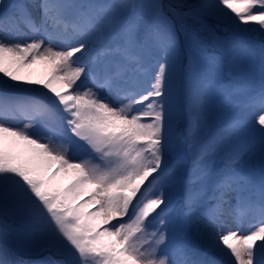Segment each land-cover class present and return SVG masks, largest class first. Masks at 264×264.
I'll return each mask as SVG.
<instances>
[{"label":"snow or ice","instance_id":"snow-or-ice-1","mask_svg":"<svg viewBox=\"0 0 264 264\" xmlns=\"http://www.w3.org/2000/svg\"><path fill=\"white\" fill-rule=\"evenodd\" d=\"M164 8L0 0V212L14 221L0 220V264H29L10 248L21 238L48 253L33 264H264V0L167 5L181 20L223 24L221 56H208L187 29L181 41ZM225 60L235 83L220 77ZM38 61L47 80L19 74ZM209 97L236 115L199 143L183 176V158L169 167L186 143L183 105L195 137ZM250 126L258 140L242 138ZM66 131L85 142L81 154H70ZM225 145L217 172L206 158ZM235 160L238 171L228 167ZM175 181L187 185L179 207ZM194 225L219 259L178 241Z\"/></svg>","mask_w":264,"mask_h":264},{"label":"rangeland","instance_id":"rangeland-1","mask_svg":"<svg viewBox=\"0 0 264 264\" xmlns=\"http://www.w3.org/2000/svg\"><path fill=\"white\" fill-rule=\"evenodd\" d=\"M160 2L163 5H165V8L163 9L164 15L168 18L169 21H171V23L174 26L175 30L177 31V34H178L181 41H183L184 30L187 29V30L195 33L196 41H197L198 45L204 50V52L208 56H221L222 55V47L224 46L225 36H226V32H225V28H224L223 24L218 23L217 20H215L213 17L208 16V15H204L198 20L193 19L191 17H184L181 20V19L177 18L176 16H174L172 14V12H170L169 9L167 8V5L174 4L176 2V0H160ZM190 2H195V0H190ZM178 11H186V10L180 9ZM236 39L239 42H242L245 44H250V45L257 44L259 42L258 38L249 37V36L244 35V34H240ZM230 42H235V41H230ZM183 64L185 67H187V65H188V59L187 58H184ZM29 70H30L29 66H25L22 69H20L19 74L22 75L23 77L26 75L31 76L32 77L31 79H34V80L35 79L47 80L49 78V71L41 72L39 69L38 70L34 69L31 71H29ZM219 72H220L221 79H223L225 83L232 84V83L236 82V73L234 72L231 65L226 60L221 64ZM0 77H3L2 73H0ZM13 83H16V82H13ZM28 87H32V86L29 85ZM44 91H47V89H45ZM2 94H3V84L0 83V95H2ZM20 98H23V97H20ZM184 107L188 111V115H189L190 112H189L188 104L185 103L183 105V108ZM205 107L210 110V112H211L210 117L207 119L206 122L201 123L199 129L197 130V132L195 134V137L192 138L193 136L191 135L192 137L187 141V143L189 141L193 142V145H190V147H189V149L193 151V153H191L192 158H193V155L198 150V146H199L200 142H202L205 139H207L208 137H210L216 131L218 126L222 125L224 122H226L227 120L231 119L234 115H236L235 109L216 104L211 97L206 99ZM183 116H184V114H183ZM183 116H182V118H183ZM65 136L67 137L65 142L69 144L70 154H73V153H75L77 155L81 154L83 152V149L80 146L84 145L85 142L80 140L78 137H75L73 134L68 133L67 131L65 132ZM242 138L243 139L255 138L258 140L259 139L258 128H254V127L250 126L249 128H247L242 133ZM235 140H236V138H232L231 141H229L227 143H234ZM194 143H196V147H195ZM183 146H184V144L181 146L180 152L176 157L181 158V156H183L182 155ZM225 151H226V145L221 146L220 148L217 149L215 154L210 155L206 158L207 163L211 164L213 161H215V163L212 164V167L217 172L225 169V167H226L225 163L223 162V159L225 156ZM162 167H163V165H162ZM228 167H230L232 170L238 171L241 168V161L240 160L231 161L228 164ZM184 170L185 169L183 168L182 172ZM182 175H183V173H182ZM177 183H178L177 185H174L171 187V191H170L171 200L179 192L175 188L177 186H178L177 187L178 189L181 188L180 182H177ZM185 191H187V187L185 188ZM209 199L210 198L208 195H206L204 197V206L205 207L209 205V203H210ZM130 214H131V210H130ZM4 219H7L9 224L14 223V221L11 217L6 218V217H4L3 213L0 212V220H4ZM192 228L187 232V234H180L178 236V240L179 241H185L186 237H188V239H189V236L193 235L197 231V227L195 225H194L193 230H192ZM13 240L14 241L21 240L22 242H24L25 246H27L25 252L31 251V252H35V253L37 252L38 253V252H41L43 250L40 243L33 240V239L21 238V239H13ZM207 244L208 243H206V245ZM23 251H24V248H23Z\"/></svg>","mask_w":264,"mask_h":264},{"label":"bare ground","instance_id":"bare-ground-1","mask_svg":"<svg viewBox=\"0 0 264 264\" xmlns=\"http://www.w3.org/2000/svg\"><path fill=\"white\" fill-rule=\"evenodd\" d=\"M29 69H30L29 71L34 70V69H37V70L39 69L41 72L49 71L48 66L44 62H40V61H38L36 64L30 65ZM24 77L26 79H31L32 78L31 76H27V75L24 76ZM193 229H194V226H193L192 230ZM191 236H192V238L190 239L191 245H195L196 250L206 253V255H208L209 257L213 258L214 260L219 259V257L217 256L216 252L213 249H211L208 246V244L206 245V243H208V241L200 233H198L196 231Z\"/></svg>","mask_w":264,"mask_h":264}]
</instances>
